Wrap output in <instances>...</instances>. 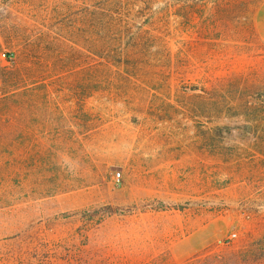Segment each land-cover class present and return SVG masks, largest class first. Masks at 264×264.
Listing matches in <instances>:
<instances>
[{
  "label": "rangeland",
  "instance_id": "374dc122",
  "mask_svg": "<svg viewBox=\"0 0 264 264\" xmlns=\"http://www.w3.org/2000/svg\"><path fill=\"white\" fill-rule=\"evenodd\" d=\"M167 1L0 0V264H264L253 13L197 39Z\"/></svg>",
  "mask_w": 264,
  "mask_h": 264
},
{
  "label": "trees",
  "instance_id": "16d2710c",
  "mask_svg": "<svg viewBox=\"0 0 264 264\" xmlns=\"http://www.w3.org/2000/svg\"><path fill=\"white\" fill-rule=\"evenodd\" d=\"M254 7L255 0H168L161 8L165 10L164 12L166 14L174 15L178 18L176 22L181 31L197 39H207L219 38L223 35H228L229 31H234V23L248 19L252 15ZM140 9L149 10L150 8L142 7ZM153 23L150 20V16L146 17L137 29L148 28ZM208 106L209 111L213 115L221 113V107H224L225 113L228 112L232 116L236 114V106L233 102L224 100L219 102L213 96L209 97ZM246 108L248 110L251 109L249 104H247ZM251 121L254 122L249 127L251 133L254 134L256 131H259V133L263 131L264 116L257 119L252 115ZM257 137H259L258 134ZM217 256L220 257L219 254ZM217 256H214V258H217ZM234 258V262L238 264L236 255H234ZM183 264L193 263L187 261Z\"/></svg>",
  "mask_w": 264,
  "mask_h": 264
},
{
  "label": "crops",
  "instance_id": "0c3cea01",
  "mask_svg": "<svg viewBox=\"0 0 264 264\" xmlns=\"http://www.w3.org/2000/svg\"><path fill=\"white\" fill-rule=\"evenodd\" d=\"M252 24L254 34L264 43V0L256 6L252 16Z\"/></svg>",
  "mask_w": 264,
  "mask_h": 264
},
{
  "label": "built area",
  "instance_id": "2783aa9c",
  "mask_svg": "<svg viewBox=\"0 0 264 264\" xmlns=\"http://www.w3.org/2000/svg\"><path fill=\"white\" fill-rule=\"evenodd\" d=\"M1 55H2L3 58L11 59V55L6 53V52H3ZM234 236H235V233H231L229 237L232 238Z\"/></svg>",
  "mask_w": 264,
  "mask_h": 264
}]
</instances>
